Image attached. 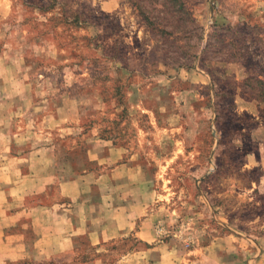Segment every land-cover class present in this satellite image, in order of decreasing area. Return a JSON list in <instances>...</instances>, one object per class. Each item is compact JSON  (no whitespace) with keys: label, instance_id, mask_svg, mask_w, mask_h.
I'll return each mask as SVG.
<instances>
[{"label":"rangeland","instance_id":"1","mask_svg":"<svg viewBox=\"0 0 264 264\" xmlns=\"http://www.w3.org/2000/svg\"><path fill=\"white\" fill-rule=\"evenodd\" d=\"M2 122L154 219L20 264H264V0H0Z\"/></svg>","mask_w":264,"mask_h":264},{"label":"crops","instance_id":"2","mask_svg":"<svg viewBox=\"0 0 264 264\" xmlns=\"http://www.w3.org/2000/svg\"><path fill=\"white\" fill-rule=\"evenodd\" d=\"M29 139L33 146L24 145ZM39 146L20 129L6 137L0 123V264L46 262L81 236L101 244L135 227L143 233L154 222L152 217L138 221L124 202L119 206V181L127 175L112 167L115 148L94 150L91 159L105 166L102 171H78L70 178L68 167L65 172L57 167L54 147ZM129 200L133 204L134 198Z\"/></svg>","mask_w":264,"mask_h":264}]
</instances>
